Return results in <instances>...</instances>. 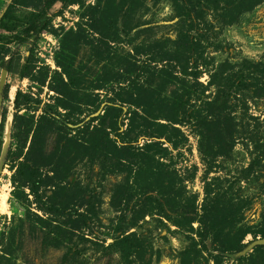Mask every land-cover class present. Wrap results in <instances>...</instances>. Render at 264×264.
I'll use <instances>...</instances> for the list:
<instances>
[{
	"label": "rangeland",
	"instance_id": "rangeland-1",
	"mask_svg": "<svg viewBox=\"0 0 264 264\" xmlns=\"http://www.w3.org/2000/svg\"><path fill=\"white\" fill-rule=\"evenodd\" d=\"M14 1L0 0V19ZM100 1L82 0L69 6L56 3L49 10L47 30L23 42L15 32L0 28V76L4 63L10 66L0 120V154L6 120L13 118L11 143L0 174V254L2 234L15 215L24 217L26 211L12 193L18 119L22 116L21 122L29 123L34 116L37 120L50 105L48 109L59 124L67 121L65 110L54 105L58 96L54 75L62 71L56 57L65 34L77 31L80 25L99 36L89 24L91 11ZM37 2L23 0L13 9L22 16L36 9ZM186 4L190 16L178 13L172 0H142L131 18L139 26L130 35L123 33L119 47L150 73L173 69L176 88L190 89L193 109L207 113L208 104L234 72L243 70L245 79L253 84L264 82L259 72L246 68L247 61L264 63V0H191ZM18 31L22 33V28ZM111 44L118 48V44ZM164 45L177 55L174 60L163 59L160 46ZM30 62L34 68L23 76L22 70ZM149 72L140 78L142 83H147ZM111 85L119 87L113 81L96 90L103 104L97 112L92 106L84 107L79 116L84 120L75 128L99 115L112 97ZM122 85L129 83L123 81ZM256 90L230 91L234 145L212 164L200 152V137L192 123L169 124L176 127L173 133L140 136L136 144L142 147L149 142L167 149L152 155V165L171 174V181L156 182L145 169L132 164L134 177L123 187L126 174H108L89 160L73 167L74 177L61 180L46 159H38L45 180L41 187L44 199L50 201L54 190L60 194L65 189L71 206L65 215L42 211L28 188L24 189L28 195L24 203L36 215L55 219L54 224L59 221L73 233L72 242L67 239L65 246L77 252L74 264H264V244L244 252L252 241L264 237V91ZM18 93L20 106L16 104ZM157 121L168 123L164 118ZM38 227L37 223L30 230L26 228L24 241L18 246L19 262L28 257L31 264H61L67 248L43 247V231L52 226ZM126 234L140 243L139 250L128 257L110 247Z\"/></svg>",
	"mask_w": 264,
	"mask_h": 264
},
{
	"label": "trees",
	"instance_id": "trees-1",
	"mask_svg": "<svg viewBox=\"0 0 264 264\" xmlns=\"http://www.w3.org/2000/svg\"><path fill=\"white\" fill-rule=\"evenodd\" d=\"M81 1L38 0L36 9L20 16L13 8L17 3L22 4L23 0H15L0 19V28L15 32V37L23 42L34 33L47 30L49 10L56 3L61 2L64 6H69ZM172 1L178 13L190 16L191 11L186 3L191 0ZM141 3L142 0H101L92 9V20L89 24L98 37L90 34L81 25L77 31L71 30L65 34L61 50L56 57L62 71H56L53 88L58 93L54 105L65 110L67 121L63 120L59 124L54 112L48 109L50 105H47L37 120L33 116L27 123L21 122L23 117H19L16 129L18 148L11 164L14 171L12 182L15 187L12 193L26 211L24 217L15 215L8 231L2 234L0 264H31L28 257H25L24 263L19 262L18 246L24 241L26 228L30 230L37 223L42 229L52 226V229L43 231L42 246L67 248L61 264L76 262L77 252L73 253L72 247L65 246L67 239L73 240V233L59 221L54 224L55 219L36 215L24 203L28 198L24 189L28 188L37 207L42 211L65 215L71 206L69 191L65 189L60 194L58 189L54 190L50 201L44 199L41 187L45 180L38 159H46L48 165H52L53 170L62 176L61 180L63 177L69 179L74 175L73 167L89 160L100 164L108 174H126L122 180L123 187L134 177L130 173L132 164L145 169L150 179L165 183L171 181L173 176L162 168L154 167L152 164L155 158L152 155L162 154L167 149L149 142L142 147L138 146L136 141L140 136L153 138L158 131L167 133L171 130L173 133L176 127L169 124L192 123L200 137V152L204 160L212 164L234 145V117L229 112L230 91L236 88L257 92V87L264 91V82L253 84L251 80L245 79L244 71L239 70L231 74L226 83L220 86L216 98L206 108L207 113L193 109L192 93L190 89L180 91L176 88L177 77L173 69H164L159 74L150 73L133 62L129 54L119 47L123 42V35H130V31L139 26L137 22L132 23L131 18ZM20 27L22 33L18 31ZM111 42L118 44V48L113 47ZM160 47L164 54L163 59L172 61L177 57L166 49L165 45ZM176 53L179 54V51ZM4 66L9 70V64L4 63ZM33 68V62L27 63L21 74L27 76ZM246 68L252 73L259 72L264 78V63L247 61ZM145 72H149L148 81L142 83L140 78ZM113 81L117 82L119 87L111 85L112 97L107 100L99 115L75 128L74 125L84 120L79 117L83 114L84 107L92 106L94 112H97L103 104L104 101L96 90L107 87ZM123 81L129 85L123 86ZM20 95L21 93H18L17 106L21 105ZM160 118L166 119L168 123L158 122ZM94 121H98L97 124H93ZM72 131L75 132L74 135ZM77 133L81 135L78 137ZM159 164L157 162V165ZM158 202L163 206L161 201ZM110 247L128 257L139 250L140 243L126 234L116 238Z\"/></svg>",
	"mask_w": 264,
	"mask_h": 264
},
{
	"label": "water",
	"instance_id": "water-1",
	"mask_svg": "<svg viewBox=\"0 0 264 264\" xmlns=\"http://www.w3.org/2000/svg\"><path fill=\"white\" fill-rule=\"evenodd\" d=\"M7 75H8V69L3 68L1 76H0V120H1V113H2V105H3V92H4V87L6 85V82H7ZM12 128H13V118L10 116L8 118V120H6V129H5V133H4L5 134V140L3 142L2 150H1V154H0V174L4 170L6 157H7L8 151H9L11 138H12ZM260 244H264V237L252 241L248 245V247L244 250V252H246L248 249H251L252 247H254L256 245H260Z\"/></svg>",
	"mask_w": 264,
	"mask_h": 264
},
{
	"label": "flooded vegetation",
	"instance_id": "flooded-vegetation-1",
	"mask_svg": "<svg viewBox=\"0 0 264 264\" xmlns=\"http://www.w3.org/2000/svg\"><path fill=\"white\" fill-rule=\"evenodd\" d=\"M4 68H6V67L4 66ZM3 95H4V92H3Z\"/></svg>",
	"mask_w": 264,
	"mask_h": 264
}]
</instances>
